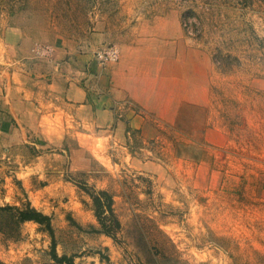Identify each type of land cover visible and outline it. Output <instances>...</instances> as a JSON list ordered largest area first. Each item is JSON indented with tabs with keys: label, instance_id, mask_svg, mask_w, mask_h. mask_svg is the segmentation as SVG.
Returning <instances> with one entry per match:
<instances>
[{
	"label": "rangeland",
	"instance_id": "obj_1",
	"mask_svg": "<svg viewBox=\"0 0 264 264\" xmlns=\"http://www.w3.org/2000/svg\"><path fill=\"white\" fill-rule=\"evenodd\" d=\"M11 28L28 58L54 35L112 43L164 94L199 96L173 120L139 111L152 128L126 147L75 125L50 145L0 112V264H264V0H0ZM76 181L112 192L116 238Z\"/></svg>",
	"mask_w": 264,
	"mask_h": 264
},
{
	"label": "crops",
	"instance_id": "obj_2",
	"mask_svg": "<svg viewBox=\"0 0 264 264\" xmlns=\"http://www.w3.org/2000/svg\"><path fill=\"white\" fill-rule=\"evenodd\" d=\"M15 31L7 29L0 37V59L9 70L1 87L0 112L10 129L15 124L33 129L50 145L62 144L75 125L81 133H102L106 141L111 135L113 143L126 147L131 131L152 128L139 111L173 120L184 101L198 99L196 94L181 98L164 94L161 82L149 81L144 65L132 63L126 54L103 67L95 58V46L59 35L52 43L34 45L28 58L23 55V35ZM10 50L16 57L9 56Z\"/></svg>",
	"mask_w": 264,
	"mask_h": 264
},
{
	"label": "trees",
	"instance_id": "obj_3",
	"mask_svg": "<svg viewBox=\"0 0 264 264\" xmlns=\"http://www.w3.org/2000/svg\"><path fill=\"white\" fill-rule=\"evenodd\" d=\"M177 155H181L179 149H177ZM194 158L199 159V155H196ZM76 183L79 184V186H81L83 189H85L91 196L94 204L95 214L102 226V230L106 234L116 238L117 235L114 229L119 227L121 223L114 210V196L112 192L103 188L90 190L85 183H78L77 181ZM21 217L25 220L29 219L36 220L41 223H46L49 231L52 235H54L51 215L43 212L42 210L29 205L27 209L21 210ZM165 260L167 264H172L173 259L171 257H166Z\"/></svg>",
	"mask_w": 264,
	"mask_h": 264
},
{
	"label": "built area",
	"instance_id": "obj_4",
	"mask_svg": "<svg viewBox=\"0 0 264 264\" xmlns=\"http://www.w3.org/2000/svg\"><path fill=\"white\" fill-rule=\"evenodd\" d=\"M94 54L99 65L103 67L108 65L112 61H117L120 57V52L118 47H116L112 43H107L100 47H97L94 50Z\"/></svg>",
	"mask_w": 264,
	"mask_h": 264
}]
</instances>
